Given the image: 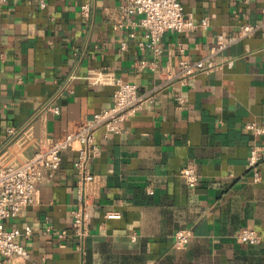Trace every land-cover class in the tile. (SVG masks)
<instances>
[{
  "label": "crops",
  "instance_id": "0c3cea01",
  "mask_svg": "<svg viewBox=\"0 0 264 264\" xmlns=\"http://www.w3.org/2000/svg\"><path fill=\"white\" fill-rule=\"evenodd\" d=\"M179 1L208 26L166 31L155 56L141 44L140 27H116L123 0H0L1 164L77 132L110 106L117 78L154 93L121 122V133L97 132L101 151L88 164L95 180L87 185L85 254L72 236L64 246L56 238L70 228L77 202L75 151L66 150L35 200L6 220L7 228L30 225L32 234L18 238L29 258L4 264H264V135L261 178L254 182L247 155L255 138L246 127L264 126V0ZM82 4L90 7L88 18ZM243 23L262 29L217 54L222 66L185 85L163 83L180 59L205 56L217 34L236 37ZM187 165L199 175L193 187L179 175ZM107 211L121 218L106 219ZM179 228L193 234L184 248L174 244ZM242 228L256 230L261 242L237 241Z\"/></svg>",
  "mask_w": 264,
  "mask_h": 264
},
{
  "label": "built area",
  "instance_id": "2783aa9c",
  "mask_svg": "<svg viewBox=\"0 0 264 264\" xmlns=\"http://www.w3.org/2000/svg\"><path fill=\"white\" fill-rule=\"evenodd\" d=\"M44 6V2H41ZM81 13L85 18L90 15L88 4H82ZM123 20L117 22L116 27L138 26L143 30L145 40L142 45L148 47L157 56L162 53L160 45L163 34L168 30L183 32L197 27L206 28L207 18L195 22L193 15L184 10L179 0H123ZM262 29V24L243 23L239 26L236 37L225 39L222 33L217 34L216 42L210 46L208 53L198 59H180L175 66L167 72L163 83L176 80L182 85L198 73H210L222 66L215 57L224 51L238 38L254 34ZM134 36V31L130 32ZM124 47V42L122 43ZM180 51L183 48L180 47ZM115 88L112 94L110 106L100 109L92 114L75 133H68L62 139H52L42 142L38 148L28 157L20 161L0 163V264L11 262L19 258L27 260L29 253L19 237L28 238L32 234L30 225L23 228H7L6 220L17 217L21 211L30 205L36 198L39 183L46 177H54L60 169L62 153L66 150H74L72 161L76 180V206L71 211V225L69 229H62L56 233L60 246H64V239L72 236L76 248L83 251V242L89 234L90 210L88 206L87 185L95 180L89 168V161L100 155V143L97 132L102 134H119L122 132L121 122L128 119L141 107L145 101L152 102L154 93L142 94L138 85L130 80H115ZM157 87L155 86L154 89ZM153 89V90H154ZM184 103V98L179 97L178 104ZM50 109L58 113L57 106ZM246 127L252 129L254 142L250 146L247 155V165L251 170L253 181L261 178L259 164L263 146L260 137L264 135V126L256 123H248ZM9 133L16 135L18 130L9 128ZM182 180L193 187L198 181V173L194 166L187 165L179 172ZM152 193L151 190H149ZM106 219H119L121 213L116 211L105 212ZM51 227L45 226L44 234H49ZM190 228H179L173 234L174 244L178 248H184L192 238ZM237 241L247 244H259L261 236L254 229L242 228L236 234ZM79 264H85L83 261Z\"/></svg>",
  "mask_w": 264,
  "mask_h": 264
}]
</instances>
